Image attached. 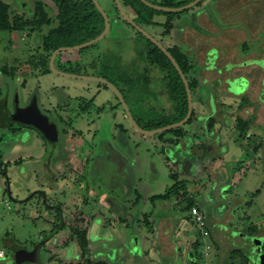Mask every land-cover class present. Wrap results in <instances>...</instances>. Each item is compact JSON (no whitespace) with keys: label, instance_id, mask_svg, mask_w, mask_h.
Instances as JSON below:
<instances>
[{"label":"flooded vegetation","instance_id":"flooded-vegetation-1","mask_svg":"<svg viewBox=\"0 0 264 264\" xmlns=\"http://www.w3.org/2000/svg\"><path fill=\"white\" fill-rule=\"evenodd\" d=\"M44 1L45 0H35L33 7H31L29 12L26 8H23L21 9L22 11L11 15L10 6L13 3H11V1L8 2L7 0H0V2L7 7V20L9 25H11L10 27L0 28V31H7L9 34L19 32L22 40L24 38L26 39L29 34L40 32L43 30V27H47V31L41 36L35 38L34 42L28 47L24 45L17 46L12 41L8 40L7 42L9 43L4 45V39L3 37H0V44L3 43L4 45V47L2 45L3 48H0V59L2 60L0 63V190L2 194H8V197H10L12 201L22 204L23 208L29 205L30 208L28 213L27 209H25V215L28 220H32L33 222L40 223L44 226H49V230H46L47 232L43 231L41 233L42 239H47L51 234L56 235L60 232H67L69 229H71L72 234L74 233L78 235V233H84L85 236L87 235L86 228L88 226L100 223V226L103 229V234L107 239L103 237L100 238L98 235L95 240L101 239L107 241H97L93 250H91V248H88V251L85 252L81 250L83 258L82 264H105V260L107 261V264L108 260L113 263L115 262L116 264H121L122 249L132 247L131 245L136 243V235H138L139 238L141 237V240H144L142 234H146L144 229H148L149 218L153 215L142 213L144 216V220L142 219L141 223L144 225L143 231L141 228L139 230L140 232L137 231L136 228L133 229V231L130 230L129 226L138 218L132 216L130 218L132 221L128 222L129 213L126 205V190H123L124 192L122 190H117L114 192V195L111 194V191L100 192V189H98L99 187H97V191H95V188H91L90 184L93 180V176L91 175L92 179L90 177V180L88 181L86 179L88 171L91 174H96L100 171L104 180H106V178L109 179L112 175L124 178L126 176L123 174L122 170L125 169V165L121 163L122 161H120V158H123V148L125 149L126 146H128L127 138L130 139L131 137H134L127 134L129 129L128 125L133 128L134 126L129 121L121 101L108 86V83L112 84L119 91L135 123L142 129H145L136 121L133 115L138 113L144 114L143 109L137 105L138 100L140 101L141 98L145 99L148 95L150 97L155 96L156 92L152 89L153 87L151 83L152 75L154 71H160L163 74L162 78L167 83V95L173 102L175 111V103L169 94L168 88V83L171 82L172 76L169 74L170 70L168 72L167 68L164 67L163 69L158 63H152L145 57V54H147L148 51L155 49L154 46L156 48L158 47L124 19L113 0L116 10L121 18L136 31V33L129 34V37L135 42V58L125 65L121 64L120 56L110 52L103 54L99 53L97 58L90 55L87 59L86 56H83L81 53L84 48H87L92 44L80 49L61 50L56 54L53 65L55 67V61H58L59 66L55 67L57 70L74 76L58 75L91 81L94 82L96 86H94V90H91L90 86L73 89V91H77L78 93L79 91L86 93L88 97L83 96L82 94L75 96L71 95L69 92V86L63 84L51 85L42 95L40 86L41 81L38 80V76H40V78L42 76L47 77L49 72L52 71L49 66V60L53 51L61 47H73L90 41L99 35L104 27V19L98 11L103 19V27L98 34L90 37L89 34L91 31V24L93 23V14L90 12H76L72 16V19L74 23H77V26L72 28V31L67 35L69 38L71 37V40L65 41L71 43L62 44L51 50H47L46 40H48L51 32L59 27L60 16L58 8L52 0L50 1L53 6ZM119 1L129 18L148 34L150 33L145 29L146 26L156 25L155 27H163L161 34L163 35L162 39L165 40L155 39L159 41L172 56L174 49H178L187 57L186 60L190 66V59L187 56L184 43L180 36H178V34L181 35L183 25L188 22V15L196 9H201L200 12L206 18L221 16V10L216 5L217 0H200L193 7L181 11L158 10L148 4L150 3L151 5L159 7L175 9L193 0H160V3L158 2L159 4L155 2L152 3L149 0H122L124 6L122 5L123 3H121V0ZM258 1L259 0H235L236 5L229 12L237 15L248 14L253 17H261L264 15V11H260L257 6L259 3ZM141 5L142 7H147L155 11L153 13L147 12V16L144 17ZM14 7L15 6H13V8ZM37 14H43L44 16L42 17H44V21L37 23L39 19ZM106 15L109 19L110 29L111 19L107 13ZM160 15H163L164 18L159 19ZM80 19H86L87 21L84 20L82 22ZM115 19L116 18L113 16L112 20L116 23ZM17 22H21L23 27L16 28L14 23ZM52 22L55 23L53 24ZM80 22L81 25L79 26L78 24ZM17 24L19 25V23ZM86 24L88 26H85ZM139 36H143L147 40V43L149 41L154 46L149 43H145L146 45L139 43ZM158 50L164 54L160 48H158ZM69 51H75L78 54L77 57L70 59L63 58V53ZM113 56L114 58H112ZM164 56L166 55L164 54ZM169 62L171 63L170 60ZM18 65L29 66V70H20V67L17 68ZM64 65H67L71 69H73L71 66H76L79 70L84 67H92L96 72L93 74L77 73L71 69H63ZM189 65H186L188 66V69L185 73L181 68L180 69L185 75L188 85L190 82L194 84L190 89L191 91L193 88L195 90V81L191 79L189 74L191 71ZM45 66H48V70L44 69ZM33 74H39L35 77L36 80L34 82L36 85L29 87L28 84L32 83L29 79L32 78ZM102 87L111 92V95L116 100L117 104L109 102L110 100L106 98V100L104 99V101L102 100V102L97 103L96 100L101 93V89H103ZM74 100L77 101V105L75 106L74 104L72 105L71 102ZM129 100L132 105H134L133 110L135 113H133L130 108ZM43 101L46 102L48 106H45ZM90 105L91 108L88 107ZM102 105L111 109L109 115H104V113L100 111ZM118 107L123 110L125 120L120 116ZM91 112H93L92 115ZM193 116L192 104V112L188 121L181 127L175 128H184L181 132L175 135L171 132V130H173L171 129L155 134L153 137H157L160 143L166 142L171 144V146H168V149H172L175 147L173 145L177 142L178 138L180 139L184 134L185 126H188L192 122ZM82 121H84V126L80 127L79 123ZM105 121H107V123L110 122V126L113 128L111 140L107 137L106 132L103 131V133H99L106 124ZM36 123H41L43 129L38 128ZM158 127H161V125L145 130H152ZM80 130H82V132H87V135L83 136L80 133ZM135 131L139 132L136 129ZM165 132L170 136H166L167 134H165ZM139 133L145 135L141 132ZM241 136H243L244 139L248 138V135L243 134L242 131ZM244 142L243 145L245 144ZM175 148L176 149H173V154L176 159L172 161V159L166 154V163H169V161L171 163L177 162L179 153L177 152V146ZM163 152H165V150ZM107 157L116 158L113 161H116V163H114L113 166H108L106 163ZM168 163V175H170L171 179L176 181L160 194H164L168 188H171L172 185L178 183L179 189L177 190L178 192L176 195L172 194L167 198H174L175 202L173 203H177L179 200L186 203V200H182L184 194L185 196L187 194L189 198H193V193L195 194L196 190L199 188L196 186L199 179H192L194 176H191L188 171L185 175H181L179 170H177L178 173H176L173 170L171 163L170 165H168ZM177 174H179V176ZM203 174V170H200L196 176H202ZM19 175L22 177L28 176V179L33 178L42 186H45V189L38 188L32 190V192L29 190L26 195L12 192L10 189V183L15 181L13 177ZM184 176H189L190 179ZM80 177L82 178V181L80 180ZM186 178L192 182L189 189L185 186L188 181ZM64 186L70 191H64ZM66 192L69 193V197L67 198H65ZM134 192L136 194L137 191ZM102 195L103 198H100ZM201 195L208 202L214 201V192L211 188H208L205 194L202 192ZM215 195H218V193ZM152 196L151 200L157 201L158 198L152 199ZM220 196L221 199H225L223 194H219L216 198H219ZM34 197L37 199L36 203L28 204ZM141 199H143L142 194ZM38 201H41L42 205H39ZM195 204L205 221L206 216L203 213L208 210V204L205 203L203 207L199 206L197 202H195ZM186 206L184 207V210L190 220V226L192 227L193 225L194 227V232H190V229L185 231V238H188V240L185 241L183 250L180 246L178 248L182 253L180 254L181 258L178 264H193L192 260L197 254V248L201 245L202 247L206 246L207 244H205L204 239L210 235L208 230L206 236L202 235L201 230L193 221L192 215L189 210L186 209ZM140 225H138V227H140ZM206 227H208L207 220L205 221V228ZM240 233L243 244L240 247H245V249L240 247L238 249L244 251V254L243 252L242 254L246 257L248 263L255 264L254 260L256 259L257 254L260 251L264 253L262 249L263 244L260 249L256 250V248L252 247V244L248 242L247 237L252 236L260 239L262 236H257L256 234L250 235L248 232ZM139 244L140 243L138 242L137 245L139 246ZM137 245L135 249L138 247ZM23 247L32 249L34 244H30V248ZM145 251L147 250H144V252ZM203 251L204 254L207 253L204 249ZM114 253L117 254L116 258H112ZM104 257L107 259H103Z\"/></svg>","mask_w":264,"mask_h":264},{"label":"rangeland","instance_id":"rangeland-1","mask_svg":"<svg viewBox=\"0 0 264 264\" xmlns=\"http://www.w3.org/2000/svg\"><path fill=\"white\" fill-rule=\"evenodd\" d=\"M7 1L8 2L11 1V3H13L10 6V12L11 15H13L22 11L21 9L23 8H26V10L29 12L31 7H33L35 0H7ZM149 1H151L152 3L153 2L160 3V0H149ZM44 2L47 4L49 3L51 4V6H53L50 0H45ZM97 2L110 17L111 26L108 33L101 40L92 44L91 46H88L87 48H84L81 54L83 56H86V58L88 59L90 55L92 57L94 56L95 58H97L99 53L103 54L110 52L120 56L121 64L125 65L135 58L136 46L134 40H132L129 37V34L136 33V31L121 18V16L116 10L115 3L113 0H97ZM258 2L259 3L257 6L259 7L260 11H264V0H259ZM121 3H123L122 5L124 6V2L122 0ZM13 6L15 7L13 8ZM141 8L144 17L147 16V12L149 13L152 12L150 8L142 7V5ZM126 10L128 11L127 8ZM113 16L116 18L115 19L116 23L113 22L112 20ZM250 16L253 17L252 15ZM163 18H164L163 15L159 16V19H163ZM255 22L251 24L255 26ZM52 23L54 24L55 22ZM155 26L156 25L146 26L145 29L154 38L164 41L165 39H162L163 35L161 34L163 27L161 26L155 27ZM46 29L47 27H43L42 31L31 33L28 35L26 39L24 38L22 40H21V34L19 32L9 34L7 31H0V37H3L5 43L4 45L9 43L7 42L8 40V41H12L17 46L24 45L28 47L34 42L35 38L41 36L44 32H46L47 31ZM262 35H264V32H262ZM139 43L145 44L147 43V40L143 36L141 37L139 36ZM2 45L3 43L0 44V48L4 47V45L3 47ZM214 54L216 53H214V51L212 50V52L210 53V59L216 60V55ZM77 55L78 54L75 51H69L63 53V58L70 59L77 57ZM112 58H114V56ZM1 61L2 60L0 59V63ZM56 66L57 67L59 66L58 61H55V67ZM71 67L73 69H71L67 65H64L63 69H71L73 71H76L77 73H83V74H93L94 72H96V70L94 68L92 69V67L90 68L84 67L81 68L80 70L76 66H71ZM17 68H19L20 70H24V69L29 70V66H25V65L22 66L18 65ZM36 75L39 74H33L32 78L29 79L32 82L28 84L29 87L36 85V83L34 82L36 80L35 78ZM162 75L163 74L160 71L159 72L154 71L152 75V82H151L153 87L152 89L156 92L155 93L156 97L155 96L150 97L148 95L145 99L141 98L140 101L138 100L137 102V105L140 106L141 109H143L144 111V114L143 113L133 114L136 121L140 125L153 127L155 124H161L162 126L164 124H167V122L170 121V118L173 115L174 105L167 95V83L162 78ZM38 80L41 81L40 86H41L42 95L44 94V92H46V90L49 89L51 85L63 84L69 86V92L71 95L75 96L82 94L83 96L88 97L86 93H82L80 91L78 93L77 91H73V89L75 88L79 89L82 88L83 86H90L91 90H94V86H96L94 82L86 81L83 79H75V78L61 76L53 73L52 71L49 72V75L47 77L42 76L40 78V76H38ZM241 86L242 88H244L241 90L243 92L246 89L245 81ZM241 91H239V93ZM195 93L196 91L193 88L191 90V95H192V104L194 110L197 108ZM105 98L110 100L109 102H113L117 104L116 100L111 95V92L106 88H103L101 89V93L99 94L98 99L96 101L97 103H100L102 102V100L104 101ZM71 102L72 105L73 104L74 106L77 105L76 100ZM128 102L131 110L133 111V113H135V111L133 110L134 105H132L130 100ZM44 104L45 106H48L46 102H44ZM88 107L91 108V105ZM118 109L120 116L124 119L125 116L123 115V110L120 109V107H118ZM100 111L103 112L104 115L105 114L109 115L110 113L109 111H111V109L108 108L107 106L102 105ZM92 113L93 112H91V115ZM105 122L106 124L103 126L102 130L99 133L101 134L103 133V131L106 132L107 137L111 140L113 128L110 126L111 124L110 122L108 123L107 121ZM79 126L83 127L84 121L80 122ZM128 127L129 129L127 134L134 137L131 138L129 137L130 139L127 138L128 146H126L125 149L123 148L124 150L122 152L123 158H120L121 159L120 161H122L121 163L125 165V169H122L123 174L126 175L125 178L116 175L115 178L113 179L109 177V179L106 178V180H104L103 175L100 171H98V173L96 174H91L88 171L87 172L88 175L86 176V179L88 181L90 180V177L92 179L93 176V180L90 182L91 188L93 189L95 188V191H97V187H99L98 189H100V192L111 191L112 195H114V192H116L117 190H122V191L126 190V187H129L132 183V186H130L132 189L131 195H127L126 197L127 211L129 213L128 222L132 221L130 219L132 216L134 218H138L137 220L135 219V221H133L129 226L130 230L132 231L135 228L137 231H139L140 228L143 231L144 225H142L141 223L144 217L143 216L144 213H148L149 215L151 214L153 216H160L162 218L166 216L163 214L164 211L170 213L168 215H171V213H173L170 217L172 218L173 215H175V219H176L177 229H176L175 239L178 242L180 248L183 250L184 243L186 240H188V238H185V231L186 230L188 231V229H190V232L191 231L194 232V227L193 225L192 227L190 226V220L184 210L185 209L184 207L186 206L187 202L185 203L184 201L179 200L180 202L178 201L177 203L170 205L168 209L163 210L162 208H160L157 201L151 200V196L154 194V192L149 190V192L146 194L144 190L146 185L156 182L157 179L161 178L162 174L168 173L167 163H162L158 161V159L160 158L159 156L161 154L160 153L161 146L159 139H157V137L155 136L153 137L148 135H141L139 132L135 131V129L132 126L128 125ZM183 129H180L179 132H181ZM80 133L83 136L87 135V132H82V130H80ZM165 134H167L166 136H170L166 132ZM254 141H255L254 138L249 137L247 139V142L244 144V147H246L249 150L250 144L253 145ZM115 159L116 158L107 157V161H106L107 165L113 166L114 163H116V161L113 162ZM192 163H190L189 165L191 166ZM172 168L176 173H178L177 171L178 166L176 165V162L172 164ZM138 174H142L141 179L136 178V181L133 184L134 175L138 176ZM13 178L15 179V181H12L10 183V189L12 192L26 195L29 190L32 192V190L38 188L45 189V186H42L33 178L28 179V176L22 177L21 175H19ZM192 179H199V181L196 183V186H198L199 188L197 187L198 189L197 190L195 189L196 192L195 194L193 193L192 199H194L195 202L203 201L204 197L201 195V193L203 192V194H205L208 187H210V184L212 185L213 182L211 183L208 179L204 178L203 175L198 177L194 176V178ZM80 180L82 181V178ZM174 181L176 180L172 179L170 180V183L172 184ZM235 181H238V179L235 178ZM63 190L70 191L69 189H67L66 186L63 187ZM134 191H137L136 194ZM142 191L144 193L143 199H141ZM226 194H227L226 199L225 200L223 199V201L216 198L219 194L218 195L214 194L213 195L214 199L219 201H216L215 203H213L212 201L209 204V206L212 209L208 207V210L203 213L206 216L205 221L208 220L209 222V225L207 223L208 227H206V229L209 231L210 235L204 239L205 244H207L209 248H207V245L203 247L202 245L199 246L196 251L197 254L192 260L193 264H241L240 262L243 258L241 256L242 253L240 254L239 252H236L235 254H233L232 257L231 255L229 256V254L233 248L235 247L239 248L240 246L243 245L240 232H244V233L249 232L250 228L249 230L246 229L248 226L255 229L252 232L253 234H256L257 236H262L260 240H261V245L263 244L262 249L264 251V240H263L264 158H260L258 159V161L250 164L245 174L241 176V180H239L238 184H236L235 186H231V188L227 189L225 195ZM65 195H66L65 198L69 197V193L66 192ZM8 196H9L8 194L5 193L2 194L0 190V247L4 248L6 251V255L0 257V264H13V256L17 249L23 246L29 247L30 244L35 245L42 238L39 234L42 233V231L49 230V226H44L41 225L40 223L33 222L32 220L27 219L25 215V209H27V213H28V210L30 208L29 205L23 208L22 204L16 201H12L11 198ZM100 198H103V195ZM219 198L221 199V196ZM36 200H37L36 197H34L31 200V202L28 204L36 203ZM219 202L225 203V208L222 209L223 207L221 208L219 207V211L217 210L215 211L216 208L215 205L219 204ZM40 204L42 205L41 201L39 202V205ZM215 214H217V216ZM218 223L224 224L226 227H223ZM138 225H140V227H138ZM71 233H72L71 229H69L67 232H64L63 235L70 236ZM214 237H216L217 240H215ZM141 245L148 246V242L143 240V244ZM240 248L245 249V247L244 248L240 247ZM203 249L205 250V252L207 251L206 255L204 254ZM178 251L176 252V255L174 257H171V255H169V259H166V264L168 263L175 264V262L173 261H176L178 259V253H179ZM242 252L244 254V251ZM116 257L117 254L114 253L112 258H116ZM45 264H58V263L53 261V262H46ZM163 264H165V262H163Z\"/></svg>","mask_w":264,"mask_h":264},{"label":"crops","instance_id":"crops-1","mask_svg":"<svg viewBox=\"0 0 264 264\" xmlns=\"http://www.w3.org/2000/svg\"><path fill=\"white\" fill-rule=\"evenodd\" d=\"M216 5L221 10V16L206 18L200 12L201 9H196L188 15V22L183 25L181 35L178 34L190 59L189 74L196 84L197 108L193 109L192 122L186 126L184 134L173 146H177L179 153L176 165L181 175H185L188 171L191 176H196L200 170H203V177L213 182L208 188H211L214 194H223L226 199V190L238 184L250 164L264 158V70L261 67L264 61V35H262L264 15L255 18L248 14L230 13L229 11L236 5L235 0H217ZM254 22L255 26L251 24ZM212 50L217 54L214 63L209 60ZM230 67L231 74L243 76L247 84L246 89L238 95L228 92L225 87L224 80L228 77L225 69ZM241 96H246L248 99V103L242 104V107V101L239 99ZM210 117H215L212 126L208 124ZM237 118L249 120L248 138L252 137L255 140L253 145L250 144L249 150L243 145L248 138L244 139L241 136V131L236 126ZM160 146L161 154L158 161L166 163L165 155L171 144L160 143ZM170 163L169 161L168 165ZM172 164L174 163H171V166ZM115 176L112 175L111 179ZM141 176L142 174L134 175L133 184L136 178L141 179ZM189 176L184 177L190 179ZM235 178L238 181H235ZM170 180H172L170 175L164 173L156 182L146 185L144 190L146 194L149 190L154 194H160L170 186ZM191 184L192 182L188 180L186 188L189 189ZM130 186L126 187L127 195L131 194ZM219 200L214 199L213 203ZM203 201H197L198 205L203 207L205 203L208 206L211 203L205 199ZM157 202L160 208L166 210L174 204L175 199H157ZM215 207V211H219V207L225 208V203L219 202ZM163 214L166 215L164 218L160 216L149 218V230L144 229L146 234H142L148 246L141 245L143 240L136 235V243L131 245L132 247L122 249L121 264H163V262L166 264L169 255L171 257L176 255L179 244L175 239L177 229L175 215L171 218L173 213L168 215L170 213L164 211ZM207 223L209 225L208 220ZM219 225L226 227L224 224ZM86 229L87 236L91 239L89 249L93 250L97 241H107L95 240L98 235L107 239L100 223L88 226ZM214 238L217 240L216 237ZM136 245L138 247L135 249ZM74 250L77 251L75 247ZM178 252L179 258L173 261L175 264H178L181 258L182 253ZM108 264L116 263L108 260Z\"/></svg>","mask_w":264,"mask_h":264},{"label":"water","instance_id":"water-1","mask_svg":"<svg viewBox=\"0 0 264 264\" xmlns=\"http://www.w3.org/2000/svg\"><path fill=\"white\" fill-rule=\"evenodd\" d=\"M93 2V4L95 5V7L97 8V10L101 13L103 19H104V27L103 30L101 31V33L99 35H97L95 38L91 39L90 41L84 42L80 45L77 46H73V47H61L58 48L56 50L53 51V53L50 56V60H49V66L50 69L57 73V74H62L65 76H74L72 74H67L64 72H61L59 70H57L54 65H53V61L54 58L56 56V54L59 51H64V50H73V49H80L82 47L88 46L90 44H93L97 41H99L100 39H102L106 33L108 32L109 29V19L106 15V13L103 11L102 7L99 5V3L97 2V0H91ZM117 8L120 12V14L124 17L125 20H127L128 23H130L132 26H134L139 32H141L146 38H148L152 43H154L158 48H160V50L166 55V57L171 61L172 65L174 66V68L176 69V71L178 72V74L180 75V78L184 84V88L186 91V98H187V112L185 114V116L174 123L165 125V126H161L152 130H145L142 129L141 127H139L135 121L133 120L130 111L128 110L125 101L123 100L121 94L119 93V91L110 83H108V86L111 88V90L116 94V96L119 98V100L121 101L126 114L128 116L129 121L132 123V125L134 126V128L136 130H138L139 132L148 135V136H153L155 134H159L162 133L164 131L167 130H171V129H175V128H179L181 127L183 124H185L188 119L191 116V112H192V96H191V91L187 82V79L185 77V75L183 74V72L181 71L178 63L176 62L175 58L161 45V43L159 41H157L155 38H153L150 34H148L145 30H143L141 27H139L138 25H136L131 18H129V16L125 13V11L123 10L120 1L119 0H114ZM200 0H193L183 6H180L178 8L175 9H171V8H165V7H159V6H155V5H151L150 3L148 4L146 1H144L145 3H147L149 6H152L155 9L158 10H172V11H181L183 9H188L190 7H193L195 4H197ZM214 53H216L214 51ZM217 56V54H214ZM211 63H214L215 60L214 59H210ZM261 67L264 70V61L263 64L261 65ZM225 71L228 72V77L225 78L224 83H225V87L227 89L228 92L233 93L234 95L240 94L242 91V84L245 81V78L243 76H239V75H232L231 74V67L225 69ZM245 87H246V82H245ZM239 91H241L239 93ZM37 127L40 129H43L41 123H36ZM173 149H176L175 147H173L172 149H169V151L167 152V156L169 158L172 159V161H174L176 158L173 154ZM43 232V231H42ZM72 234V233H71ZM40 236L41 233L39 234ZM84 240L86 242V246L85 249L86 251H88L89 248V241H91L90 237H88L87 235L84 236ZM248 242H250L252 244V247L256 248V250L260 249L261 247V240L257 237H252V236H248L247 237ZM74 247L77 249V251L75 252ZM30 248V247H29ZM81 247L79 244V238L76 234H72L71 236H67L63 235L62 232H60L59 234L56 235H50V237H48L47 239H42L36 243L34 245V247L32 249H27V248H19L15 251V254L13 256V264H45L46 262H57L58 264H82V253H81ZM45 252V253H44ZM105 264H107V261H104ZM255 264H264V253L263 252H259L256 256V259L254 260Z\"/></svg>","mask_w":264,"mask_h":264},{"label":"trees","instance_id":"trees-1","mask_svg":"<svg viewBox=\"0 0 264 264\" xmlns=\"http://www.w3.org/2000/svg\"><path fill=\"white\" fill-rule=\"evenodd\" d=\"M57 8H58V12H59V16H60V23H59V27L57 29H55L54 31L51 32L47 43H46V49L47 50H51L59 45L62 44H66V43H71V42H65L67 40H71L67 35H69V33L72 31V28L77 26V23L73 22L72 16L74 15V13L76 12H87V13H92V17H93V23L91 24V31L89 36L93 37L96 34H98L101 30V28L103 27V19L100 15V13L98 12V10L96 9V7L94 6V4L91 2V0H52ZM6 6H4L1 2H0V28H6V27H10L11 25H9V22L7 20V14H6ZM152 12L153 9H151ZM73 13V14H72ZM38 15V14H37ZM39 19L37 21V23H41L42 21H44V16L43 14H39ZM82 22L86 19H80ZM87 21V20H86ZM19 23V25L17 24ZM14 23V26L17 27H23L21 22H17ZM79 26L81 25V22L78 24ZM85 26H88L87 24ZM76 42V41H75ZM148 43L150 45H153L151 42L148 41ZM73 44V42H72ZM154 46V45H153ZM154 50H150L147 52V54H145V57L148 58V60H150V62L152 63H158L160 67H162L164 69L167 68L168 72L170 74V76H172L171 78V82L168 83V88H169V94L171 96V98L174 100L175 103V111L172 115V117L170 118V121L167 123H171L174 121H178L180 119H182L184 117V115L186 114L187 111V99H186V92H185V88L184 85L179 77V74L177 73V71L173 68V66L171 65V63L169 62V60L167 59L166 56H164V54H162L158 48H156L154 46ZM144 55V54H143ZM173 56L175 58V60L177 61V63L179 64L180 68L182 69V71L185 73L188 69L189 63H187L186 60V56H184L178 49H174L173 52ZM190 66V65H189ZM191 67V66H190ZM44 69L48 70V66H45ZM194 84H192L191 82L189 83V87L191 89V87H193ZM240 101H242L241 103V107L242 104H246V102L248 103V99L246 96H241ZM240 107V105H239ZM215 120V117H210L208 119V124L210 126L213 125ZM248 123L249 120H244L242 118H237L236 121V126L242 131L243 134H249V127H248ZM151 125V124H149ZM161 124H155L153 127H157L160 126ZM143 128L145 129H149L151 128L150 126H143ZM180 129H173L171 130V132L175 135H177L179 133ZM179 189L178 187V183H175L174 185H172L171 188H168V190L164 193V194H157V195H153L152 199H165L168 196L174 194L176 195V193L178 192L177 190ZM182 200H187V206L186 209H188L190 211V209L193 206H196L194 199L189 198L186 194H184V197ZM197 207V206H196ZM250 231L248 232L250 235H252L253 231L255 230L254 228L248 226L246 229ZM207 230V229H206ZM78 238H79V244L80 247L82 249V251H86L85 246H86V242L84 240V233H78ZM236 252H239L240 254L242 253V251L238 248H233L232 251L230 252L229 256L231 255V257L233 256V254H235ZM241 256L243 257L241 260V264H248V260L246 259V257L241 254Z\"/></svg>","mask_w":264,"mask_h":264},{"label":"built area","instance_id":"built-area-1","mask_svg":"<svg viewBox=\"0 0 264 264\" xmlns=\"http://www.w3.org/2000/svg\"><path fill=\"white\" fill-rule=\"evenodd\" d=\"M189 212L192 215L193 221L196 223L198 228L201 230L202 235L206 236L208 232L205 228V221H204V218L200 210L196 206H193ZM207 248H209L208 245H207ZM5 255H6L5 250L0 248V257H3Z\"/></svg>","mask_w":264,"mask_h":264}]
</instances>
